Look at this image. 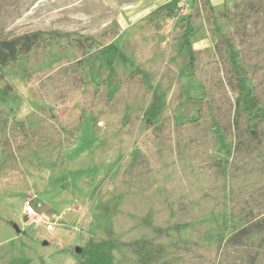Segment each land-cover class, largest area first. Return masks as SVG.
I'll return each instance as SVG.
<instances>
[{
	"label": "rangeland",
	"instance_id": "1",
	"mask_svg": "<svg viewBox=\"0 0 264 264\" xmlns=\"http://www.w3.org/2000/svg\"><path fill=\"white\" fill-rule=\"evenodd\" d=\"M139 1L0 0V264H264V0Z\"/></svg>",
	"mask_w": 264,
	"mask_h": 264
},
{
	"label": "trees",
	"instance_id": "2",
	"mask_svg": "<svg viewBox=\"0 0 264 264\" xmlns=\"http://www.w3.org/2000/svg\"><path fill=\"white\" fill-rule=\"evenodd\" d=\"M42 39L40 32H32L9 38H0V69L14 62L20 56L28 53ZM2 74L0 73V80ZM203 256L186 259L182 264H197L204 262ZM169 264V263H162Z\"/></svg>",
	"mask_w": 264,
	"mask_h": 264
},
{
	"label": "crops",
	"instance_id": "3",
	"mask_svg": "<svg viewBox=\"0 0 264 264\" xmlns=\"http://www.w3.org/2000/svg\"><path fill=\"white\" fill-rule=\"evenodd\" d=\"M168 1L169 0H140L139 2H137L135 8L138 12L144 13Z\"/></svg>",
	"mask_w": 264,
	"mask_h": 264
},
{
	"label": "built area",
	"instance_id": "4",
	"mask_svg": "<svg viewBox=\"0 0 264 264\" xmlns=\"http://www.w3.org/2000/svg\"><path fill=\"white\" fill-rule=\"evenodd\" d=\"M24 214L29 218V219H33L36 214L33 210V207L31 205H29L28 202L25 203V206H24Z\"/></svg>",
	"mask_w": 264,
	"mask_h": 264
},
{
	"label": "water",
	"instance_id": "5",
	"mask_svg": "<svg viewBox=\"0 0 264 264\" xmlns=\"http://www.w3.org/2000/svg\"><path fill=\"white\" fill-rule=\"evenodd\" d=\"M13 227H14V228H16V226H15V225H13Z\"/></svg>",
	"mask_w": 264,
	"mask_h": 264
}]
</instances>
